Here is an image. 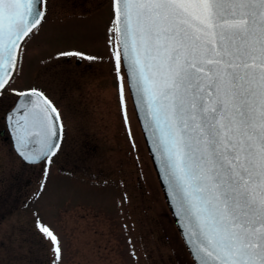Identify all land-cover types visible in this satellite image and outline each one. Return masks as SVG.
<instances>
[{
    "label": "snow or ice",
    "instance_id": "6c2138e0",
    "mask_svg": "<svg viewBox=\"0 0 264 264\" xmlns=\"http://www.w3.org/2000/svg\"><path fill=\"white\" fill-rule=\"evenodd\" d=\"M47 3L0 0V92L46 22ZM112 12L125 121L127 88L198 264H264V0H112ZM19 95L34 99L16 121L18 150L30 163H51L61 112L35 88ZM37 227L62 264L59 235Z\"/></svg>",
    "mask_w": 264,
    "mask_h": 264
},
{
    "label": "rangeland",
    "instance_id": "374dc122",
    "mask_svg": "<svg viewBox=\"0 0 264 264\" xmlns=\"http://www.w3.org/2000/svg\"><path fill=\"white\" fill-rule=\"evenodd\" d=\"M112 20L111 0H48L46 22L27 44L12 86L0 92V264H53L38 221L59 235L62 264H195L127 88L125 121L108 43ZM33 87L52 96L65 124L51 163L24 162L1 133L7 110Z\"/></svg>",
    "mask_w": 264,
    "mask_h": 264
},
{
    "label": "water",
    "instance_id": "95a60500",
    "mask_svg": "<svg viewBox=\"0 0 264 264\" xmlns=\"http://www.w3.org/2000/svg\"><path fill=\"white\" fill-rule=\"evenodd\" d=\"M29 90L25 91V92H28ZM27 98H31V99H34V97H24V96H21L17 99L16 101V104L13 106V108L7 113V117H6V120H7V125H8V128H9V131H10V134L12 136V140H13V145H14V148L15 150L17 151V153L21 156L20 154V151L18 150L19 149V144L16 140V136L18 135L17 133V124H16V121L20 119L21 115L23 114V101ZM134 101V100H133ZM135 104V103H134ZM21 108V112H16V109L17 108ZM135 108H136V111H137V115H138V118H139V121H140V124H141V127H142V130H143V133H144V136H145V139H146V142H147V146H148V149H149V152H150V155H151V158L153 160V163H154V166H155V169L157 171V174H158V178H159V181L161 183V186L163 188V191H164V194H165V197L167 199V203L171 209V212L173 214V217L175 219V222L177 224V227L183 237V240L189 250V252L191 253L194 261L196 264H198V261L194 255V249H193V246L192 244H190L189 242V239L188 237L186 236V229L185 227L183 226L184 222L182 220V218L180 216L177 215V210L176 208L174 207V201H172L170 199V196H169V188L167 186V181L165 178L162 177L161 175V169H160V166H159V156L153 151V148H154V145L151 143V140H150V134L146 133L145 131V127H144V121H143V113L138 111L137 107H136V104H135ZM37 148H39V145H36ZM22 157V156H21ZM23 158V157H22ZM24 159V158H23ZM25 160V159H24ZM26 162H28L27 160H25Z\"/></svg>",
    "mask_w": 264,
    "mask_h": 264
},
{
    "label": "bare ground",
    "instance_id": "6f19581e",
    "mask_svg": "<svg viewBox=\"0 0 264 264\" xmlns=\"http://www.w3.org/2000/svg\"><path fill=\"white\" fill-rule=\"evenodd\" d=\"M141 146V145H140ZM148 162H149V159L147 158ZM150 164V163H149Z\"/></svg>",
    "mask_w": 264,
    "mask_h": 264
},
{
    "label": "flooded vegetation",
    "instance_id": "af4514ba",
    "mask_svg": "<svg viewBox=\"0 0 264 264\" xmlns=\"http://www.w3.org/2000/svg\"><path fill=\"white\" fill-rule=\"evenodd\" d=\"M47 8H48V3H47ZM118 92H119V91H118ZM118 92H117V93H118Z\"/></svg>",
    "mask_w": 264,
    "mask_h": 264
}]
</instances>
